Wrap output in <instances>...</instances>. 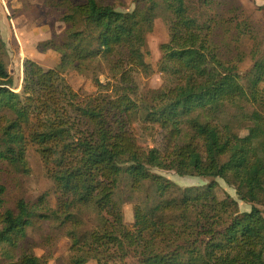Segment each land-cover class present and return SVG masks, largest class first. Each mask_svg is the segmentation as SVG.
<instances>
[{
  "label": "trees",
  "instance_id": "trees-1",
  "mask_svg": "<svg viewBox=\"0 0 264 264\" xmlns=\"http://www.w3.org/2000/svg\"><path fill=\"white\" fill-rule=\"evenodd\" d=\"M47 4L67 28L62 42L40 47L61 56V65L44 71L28 59L23 65L24 96L13 90L14 75L5 60L8 52L1 54L6 45L0 26V162L25 167L21 143L29 134L35 144H47L39 149L46 155L55 140L72 144L77 137L73 133L81 132L77 141L81 168L56 175L54 184L63 195L76 197L82 204L79 210L95 209L114 227L123 225V208L131 204L141 241L135 251L140 264H264V217L256 207L264 206V117L255 109L246 111L251 97L264 87V53L243 77L231 64L240 36L229 32L223 12L225 8L235 14L232 3L47 0ZM132 5L135 9L130 11ZM159 16L170 31V43L162 47L161 70L174 84L153 102L138 104L129 85L133 70L128 68L147 71L145 35ZM236 52L240 54L239 49ZM107 60H112L110 68L114 79L120 76L118 82H100L103 90L81 101L63 73ZM7 113L13 120H5ZM140 132L151 138L152 145L139 142L144 140V135H137ZM83 168L87 176L82 175ZM154 169L213 179L204 189L182 190ZM217 178L233 186L251 210L239 213V201L220 188ZM5 195L6 188L0 186V247L13 253L34 227L36 214L25 200L15 210L5 209ZM199 209L224 219L222 230L203 232L199 220L192 221ZM111 238L120 243L112 233ZM87 239H77L71 249ZM84 262L79 258L72 264ZM11 264L45 263L24 254Z\"/></svg>",
  "mask_w": 264,
  "mask_h": 264
},
{
  "label": "rangeland",
  "instance_id": "rangeland-1",
  "mask_svg": "<svg viewBox=\"0 0 264 264\" xmlns=\"http://www.w3.org/2000/svg\"><path fill=\"white\" fill-rule=\"evenodd\" d=\"M52 3L54 0H51ZM220 1V0H214ZM235 7V14H230L224 8L223 14L228 17L229 32L236 31L239 34L238 48L234 52L233 65L243 77L248 69L253 66L254 61L264 53V0H229ZM16 5V6H15ZM12 0H0V15L2 12L7 16H0L2 22V38L6 49L1 51L5 54V60L10 72L14 75L15 84L13 90L24 96L23 93V65L28 59L35 61L44 71H49L61 65V56L53 52H47L40 43L53 44L62 42L65 38L67 26L52 16V8L47 4V0L42 6L27 0H19L17 4ZM41 7V8H40ZM43 10L47 14L36 18L31 22L30 16ZM135 9V5L129 9ZM12 19V20H11ZM18 19L16 28L18 35H29L27 30L35 36L33 42L39 40L35 50L30 54H21L20 49L14 48L11 44L15 33L11 32L8 21ZM27 22L28 24L26 25ZM243 22V23H242ZM43 23V25H42ZM203 23V22H202ZM243 24V25H242ZM251 24V26H250ZM258 26H255V25ZM242 25V26H241ZM29 28L27 29V27ZM253 27V29L251 28ZM223 33L224 31L221 30ZM216 34L221 35L217 30ZM224 35V34H223ZM170 43V31L165 19L159 16L151 32L145 35V45L143 49L144 58L148 65L147 71L131 69L132 79L129 81L131 92L134 93V100L138 103L153 102L154 99L167 88L174 84L165 72L161 70L163 51L162 47ZM239 49L240 54H237ZM16 50V51H14ZM38 54V55H36ZM49 55L43 59L40 55ZM112 60L95 62L90 68L89 65L81 66L72 71H65L63 78L66 83L80 95L81 101L89 96L101 92L100 84L105 82L117 83L120 76L114 79V72L110 68ZM99 81H97V80ZM114 79V81H113ZM101 82V83H100ZM264 87L259 88L255 95L251 97V106L246 111L257 110L264 117ZM264 108V107H263ZM69 115V111H67ZM7 121L13 120L10 113L6 114ZM0 125H3L0 122ZM77 135L72 144H65L57 139L49 144V150L44 155L39 149L46 148L47 144H35L32 135L25 137L21 145L26 149V166L15 168L14 166L0 162V186L6 188L5 209L15 210L20 200H25L30 212L36 214L34 227L27 232L26 238L19 242L17 249L11 253L5 246L0 247V264H11L17 262L20 256L30 254L39 258L45 264H72L73 260L83 258L82 264H140V259L136 257L135 251L140 247L141 241L137 229L133 222L132 205L124 206V221L121 227L112 226V222L106 215L100 218L95 209L88 211L81 209L76 197L63 195L54 184V177L72 169H79L83 164L82 153L78 146V139L81 132L73 133ZM144 140L139 138V142L145 141L152 145L151 138L143 133ZM158 139V135L155 134ZM160 174L181 187L204 189L210 180L206 177H180L174 170L164 171L154 169ZM82 175L87 176L84 168ZM220 188L225 191L233 200L238 202L239 213L249 212L251 204L240 201L235 188L222 178H217ZM225 198L224 192H220L219 199ZM264 217V206L256 205ZM232 211H227L231 214ZM225 220L227 218L226 215ZM68 217V218H67ZM109 220V221H108ZM199 220V226L203 232L217 229L222 230L224 219H215L208 210H197L192 221ZM218 221V222H217ZM92 233L95 236L91 235ZM111 233L117 236L120 243L112 242ZM88 237L87 240L75 245L81 237Z\"/></svg>",
  "mask_w": 264,
  "mask_h": 264
},
{
  "label": "crops",
  "instance_id": "crops-1",
  "mask_svg": "<svg viewBox=\"0 0 264 264\" xmlns=\"http://www.w3.org/2000/svg\"><path fill=\"white\" fill-rule=\"evenodd\" d=\"M27 1L28 2H34V3H36L39 6H42V3L44 2V0H27ZM12 2L15 5V4H17L19 2V0H12ZM42 7H44V6H42ZM47 12L44 13L43 10H39V8H38L37 12L35 14H33L32 16H30L29 18H27V19H29L31 22H35L36 18H41L40 16H42V15L44 17V15L47 14ZM1 15L7 16V13L2 12ZM17 21H18V19H16V20L13 19V21H10V22L8 21V24L10 26L11 32L15 33V36L13 37V40L11 41V44H13L15 42L14 43V48L15 49H20V50H18V51H20V53L22 51H24L21 54H25V55L26 54H30V53L32 54L35 50L38 49L37 44H38L40 39L33 42V38L35 39V36L33 34H31V32H29V29H28L29 26L27 27V29H28L27 33L29 35H23L22 36L23 38H20L19 35H18V30L16 28V25L18 24ZM24 23H26V25L28 24L27 22H24ZM42 25H43V23H42ZM0 26H1V32H2V22H0ZM2 34H3V32H2ZM14 51H16V50H14ZM31 54H30V56H31ZM36 55H38V54H36ZM41 56H43V59L49 58V55H43L42 54V55H40V57Z\"/></svg>",
  "mask_w": 264,
  "mask_h": 264
}]
</instances>
